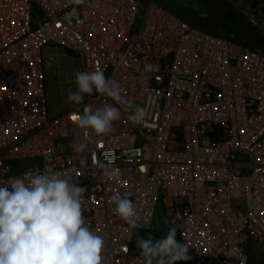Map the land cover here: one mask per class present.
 Returning <instances> with one entry per match:
<instances>
[{"label": "built area", "instance_id": "2783aa9c", "mask_svg": "<svg viewBox=\"0 0 264 264\" xmlns=\"http://www.w3.org/2000/svg\"><path fill=\"white\" fill-rule=\"evenodd\" d=\"M140 7L0 0V184L59 172L84 186L102 264H145L135 239L148 234L158 201L188 245V264H248L251 245L264 246V51L192 27L154 0L137 26ZM50 46L75 56L80 71L119 83L127 103L116 105L110 134L77 125L86 106L115 104L96 92L48 116ZM137 105L146 110L141 124L130 120ZM113 194L136 205L143 227L131 236Z\"/></svg>", "mask_w": 264, "mask_h": 264}, {"label": "clouds", "instance_id": "9594fccd", "mask_svg": "<svg viewBox=\"0 0 264 264\" xmlns=\"http://www.w3.org/2000/svg\"><path fill=\"white\" fill-rule=\"evenodd\" d=\"M71 2L79 5L84 0ZM75 83L76 91L67 93L70 103L79 105L84 94L92 95L94 91L115 102L95 110L86 106L76 121L81 129L91 130L97 136L110 134L113 122L121 118L116 105L127 103L119 83L106 78L100 70L76 71ZM145 117L146 110L137 105L130 120L141 124ZM85 192L84 186L70 182L59 172L40 173L29 182L14 177L0 184V264H102L104 240L86 224ZM111 200L115 204L114 214L129 226L130 236L143 227L133 201L119 194H113ZM176 237L175 226L160 239L137 235L136 246L145 264L189 260L187 243ZM225 255L233 257L231 251Z\"/></svg>", "mask_w": 264, "mask_h": 264}, {"label": "rangeland", "instance_id": "374dc122", "mask_svg": "<svg viewBox=\"0 0 264 264\" xmlns=\"http://www.w3.org/2000/svg\"><path fill=\"white\" fill-rule=\"evenodd\" d=\"M149 1L141 0V7L136 19L137 26ZM154 1L192 27L216 36L230 37L250 48L264 51V0ZM43 54L47 113L49 117H54L78 106L67 101V93L76 91V83L71 79L75 78L76 71H80V63L75 56L60 46L47 47ZM105 77L107 78V75ZM89 96L92 95L84 94L82 102ZM217 136L218 139L225 137L224 127L218 128ZM237 204H240V201L233 202L234 208H240ZM170 227L165 217L163 205L161 201H158L146 236L151 235L154 239L163 238ZM176 238L179 241L178 236ZM250 249L248 264H263L264 246L253 243ZM177 264L188 263L179 261Z\"/></svg>", "mask_w": 264, "mask_h": 264}, {"label": "trees", "instance_id": "16d2710c", "mask_svg": "<svg viewBox=\"0 0 264 264\" xmlns=\"http://www.w3.org/2000/svg\"><path fill=\"white\" fill-rule=\"evenodd\" d=\"M140 237H145V238H147V236H144V235H141ZM187 262V261H186Z\"/></svg>", "mask_w": 264, "mask_h": 264}]
</instances>
